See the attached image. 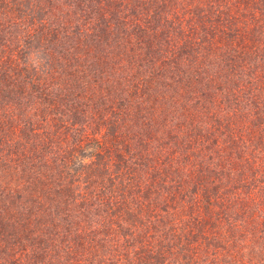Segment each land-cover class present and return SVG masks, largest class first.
Listing matches in <instances>:
<instances>
[{"label": "trees", "instance_id": "trees-1", "mask_svg": "<svg viewBox=\"0 0 264 264\" xmlns=\"http://www.w3.org/2000/svg\"><path fill=\"white\" fill-rule=\"evenodd\" d=\"M0 264H264V0H0Z\"/></svg>", "mask_w": 264, "mask_h": 264}]
</instances>
